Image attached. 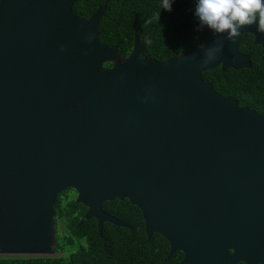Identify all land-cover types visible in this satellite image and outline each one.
<instances>
[{
    "label": "water",
    "instance_id": "obj_1",
    "mask_svg": "<svg viewBox=\"0 0 264 264\" xmlns=\"http://www.w3.org/2000/svg\"><path fill=\"white\" fill-rule=\"evenodd\" d=\"M74 3L0 0V257L56 256V201L74 188L78 227L95 219L98 236L130 228L103 208L128 199L168 258L264 264V114L204 78L250 69L242 37L264 54V32L253 23L157 62L136 30L124 57L100 41L107 3L83 19Z\"/></svg>",
    "mask_w": 264,
    "mask_h": 264
},
{
    "label": "trees",
    "instance_id": "obj_2",
    "mask_svg": "<svg viewBox=\"0 0 264 264\" xmlns=\"http://www.w3.org/2000/svg\"><path fill=\"white\" fill-rule=\"evenodd\" d=\"M106 3L107 10L98 26L100 41L117 47L124 57L133 50L136 30L146 55L157 62L183 52H197L217 36L210 30L197 31L193 0H173L171 11L161 8L162 0H75L72 11L78 18H88ZM262 50L254 44L252 35H243L240 51L250 56L252 67L226 72L220 67L208 70L204 73L206 82L225 98L236 100L241 108L264 114ZM76 196L74 188L66 189L55 205V250L63 256L0 257V264H181L180 251L168 258L170 247L162 236L154 233L147 241L142 211L128 199L105 202L103 208L130 228L106 223L103 234L98 236L95 219L85 220L78 227L87 208L77 203Z\"/></svg>",
    "mask_w": 264,
    "mask_h": 264
},
{
    "label": "clouds",
    "instance_id": "obj_3",
    "mask_svg": "<svg viewBox=\"0 0 264 264\" xmlns=\"http://www.w3.org/2000/svg\"><path fill=\"white\" fill-rule=\"evenodd\" d=\"M173 0H162L161 8L172 10ZM194 16L198 19L197 31L205 27L214 34H225V39L232 42L244 26L258 24V29L264 32V0H196ZM224 41L217 42L205 50L202 63L207 64L216 58L208 53L216 54L222 50Z\"/></svg>",
    "mask_w": 264,
    "mask_h": 264
},
{
    "label": "flooded vegetation",
    "instance_id": "obj_4",
    "mask_svg": "<svg viewBox=\"0 0 264 264\" xmlns=\"http://www.w3.org/2000/svg\"><path fill=\"white\" fill-rule=\"evenodd\" d=\"M262 47V46H261ZM263 48V47H262ZM262 53H263V50H262ZM264 55V54H263ZM237 264H246L244 262H238Z\"/></svg>",
    "mask_w": 264,
    "mask_h": 264
},
{
    "label": "rangeland",
    "instance_id": "obj_5",
    "mask_svg": "<svg viewBox=\"0 0 264 264\" xmlns=\"http://www.w3.org/2000/svg\"><path fill=\"white\" fill-rule=\"evenodd\" d=\"M77 197V196H76ZM63 232L62 231H60V234H62ZM65 255V254H64ZM56 256H63V255H61V254H56Z\"/></svg>",
    "mask_w": 264,
    "mask_h": 264
}]
</instances>
